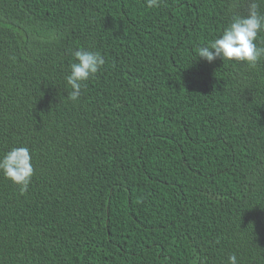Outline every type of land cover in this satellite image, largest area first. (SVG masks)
Listing matches in <instances>:
<instances>
[{
	"label": "trees",
	"instance_id": "obj_1",
	"mask_svg": "<svg viewBox=\"0 0 264 264\" xmlns=\"http://www.w3.org/2000/svg\"><path fill=\"white\" fill-rule=\"evenodd\" d=\"M248 3L0 0V158L34 167L0 172V264H264V58L195 51Z\"/></svg>",
	"mask_w": 264,
	"mask_h": 264
},
{
	"label": "clouds",
	"instance_id": "obj_2",
	"mask_svg": "<svg viewBox=\"0 0 264 264\" xmlns=\"http://www.w3.org/2000/svg\"><path fill=\"white\" fill-rule=\"evenodd\" d=\"M163 0H145L147 8H159ZM264 0H249L247 15H234L222 35L209 44L196 48L197 57L213 63L222 59L246 62L255 67L264 58V40L258 41L259 33L264 31V13L260 4ZM104 56L99 51L83 48L75 52V61L69 65L66 83L71 88L68 98L76 101L82 93L85 82L95 76L105 65ZM0 172L19 186L20 192H27L31 183L34 167L32 156L27 147H13L0 158ZM226 264H239L235 254L228 256Z\"/></svg>",
	"mask_w": 264,
	"mask_h": 264
}]
</instances>
